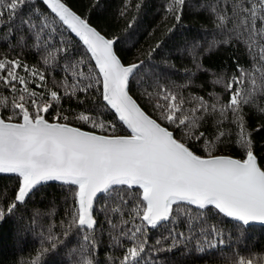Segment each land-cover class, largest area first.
Listing matches in <instances>:
<instances>
[{
    "label": "snow or ice",
    "instance_id": "1",
    "mask_svg": "<svg viewBox=\"0 0 264 264\" xmlns=\"http://www.w3.org/2000/svg\"><path fill=\"white\" fill-rule=\"evenodd\" d=\"M37 3L46 5V9L37 8ZM185 3L186 0H168L166 12L179 22ZM129 7L126 4L125 11ZM229 8L230 14L215 7L212 11L218 27L232 24L229 31L245 43L252 68L237 64L239 76L233 75L226 83L223 78L215 81L224 84L229 94L226 103L219 95L211 97V103L201 96L185 97L178 89L186 85L174 86L175 91L161 87L156 93L146 89L141 99L157 112L154 119L130 94V81L144 62L125 65L114 49L118 38H106L73 11L66 0H0V42L7 43L4 37L15 38L13 49H37L43 64L61 72L59 80L53 79V85L63 89L62 93L44 91L46 73L19 56L0 57V86L14 93L7 97L0 92V105L11 108L7 118L0 115V173L19 177L7 213H12L43 182L75 186L73 202L66 211L69 219L66 224L61 222L65 227L62 235L68 237L76 229L83 241L95 247L91 232L99 224L93 213L94 201L100 194L104 205L99 211L114 233L110 234L112 246L124 249L114 264H140L149 251H159L149 248L148 233L154 228L167 232L155 245L171 241L175 247L188 242L194 243L198 252L223 245L222 229L210 223L213 209L242 225L264 223V164L260 163L264 157L255 155L252 134L243 115L245 106L264 114V107L260 106L264 99V0H230ZM61 29L79 37L83 48L79 57ZM29 39L33 41L30 46ZM29 75L33 84L38 77L40 92L29 87ZM93 92L99 93V102L74 118L93 129L115 131V124L102 118L114 110L119 122L130 130L129 135L84 131L60 123L61 119H69L60 112L53 118L55 122L45 118L56 102L76 99L83 104L81 95L96 100ZM44 99L49 102L41 103ZM17 117L18 122H14ZM226 121L235 126V142L243 150L241 158L211 154L217 143L231 135L229 130H222ZM190 143H202L208 154L197 155ZM134 186H138L136 191ZM128 205L131 207L125 210ZM4 215L5 210L0 209V220ZM137 219L139 223L135 222ZM57 239L49 235L53 248ZM80 264L94 261L84 257ZM233 264H264V256H241Z\"/></svg>",
    "mask_w": 264,
    "mask_h": 264
},
{
    "label": "trees",
    "instance_id": "2",
    "mask_svg": "<svg viewBox=\"0 0 264 264\" xmlns=\"http://www.w3.org/2000/svg\"><path fill=\"white\" fill-rule=\"evenodd\" d=\"M66 2L110 39L118 38L115 48L124 63L144 62L130 81V88L141 106L155 118L157 112L141 99V94L146 89L156 93L161 87L175 91L177 88L174 86L186 85L178 89L185 97L201 96L211 103V97L219 95L226 103L229 94L223 83L217 84L215 81L223 78L226 83L233 75L239 76L237 64L245 69L252 68V60L245 43L243 40H237L229 31L232 24L229 22L224 27H218L216 13L212 11L215 7L218 11H228L230 14V0H186L179 22L166 12L168 0H66ZM126 4H130L127 11ZM137 4L140 5L139 8L136 7ZM35 6L42 11L46 9V5L40 3ZM24 12H29V8H24ZM121 12H124V15H121ZM133 18L134 22L129 27V22H132ZM61 31L65 38L72 41V51L79 57L83 51L81 44L78 43L79 37L66 29ZM225 40L229 43H221ZM4 41L7 43L0 42V57L19 56L25 63L34 65L46 73L47 89L44 91L53 89L59 93L63 92L58 85H53V79L59 80L61 72L51 65L43 64L40 59L41 53L37 49L31 47L13 49L15 38L9 40L8 37H4ZM32 43L33 41L29 39L28 45ZM17 71L25 75L22 69ZM28 79L30 88L37 92L42 90L38 77L35 84L30 75ZM0 92L7 97L14 95L2 86ZM91 95L95 96L96 100L89 95L80 96L83 104H79L76 99H62L44 114L45 118L53 120L60 112L69 117L67 121L61 119V122L109 135L130 133L126 126L119 122L114 110L106 112L102 118L115 124V131L93 129L90 124L86 125L75 119L76 114L91 109L99 102L98 92ZM49 99H44L41 103H47ZM155 99L154 96L153 101ZM260 106L264 107V99L260 100ZM10 114V105L7 109L0 105V115L7 118ZM243 115L248 131L252 134V149L258 158L264 157V114L245 106ZM18 119L17 117L16 121ZM222 130H229L231 135L217 143L211 154H232L241 157L243 150L235 142V126L226 121ZM210 133L211 129L209 139H212ZM177 136L179 138V134ZM189 146L197 154L203 156L208 154L202 143L195 145L190 143ZM260 163L264 164V160ZM18 185L17 174L0 173L2 194L0 209L5 210L4 218L0 220V264H33L37 257H39L37 264H80L84 257L91 258L94 264H114L122 256L124 249L112 246L110 234L114 233L104 222V214L99 211L104 205L103 197L99 196L94 206L96 211L93 214L99 224L91 232V235L95 236L93 247L83 241L82 234L76 229H72L68 237L62 235L65 227L61 222L66 224L69 219L66 211L73 202L75 186L58 181L45 182L37 186L26 200L18 203L15 210L9 214L6 208L12 202ZM137 189L138 186L133 187V191ZM130 207L131 205L126 206L125 210ZM191 207L195 210V206ZM210 215L212 217L210 223L217 224L222 229V238L225 240L223 245L206 249L204 252L195 251V244L188 242L175 247L171 246V241L155 245V241L167 236V232L164 228H154L148 233L149 248L160 250L149 251L142 257L140 264H233V260L241 256H264V225H242L238 221L216 214L214 209ZM113 219H116L115 215ZM135 222L140 221L137 219ZM180 227L183 230V225ZM50 234L58 237L55 248L49 240ZM169 248L171 250H165Z\"/></svg>",
    "mask_w": 264,
    "mask_h": 264
},
{
    "label": "water",
    "instance_id": "3",
    "mask_svg": "<svg viewBox=\"0 0 264 264\" xmlns=\"http://www.w3.org/2000/svg\"><path fill=\"white\" fill-rule=\"evenodd\" d=\"M68 4V3H67ZM68 6L73 10V11H75L78 15H80L82 18H84L81 14H79L76 10H74L69 4H68ZM85 19V18H84ZM88 21V20H87ZM88 23L92 26V27H95L98 31H100L94 24H92V23H90L89 21H88ZM101 32V31H100ZM101 34L102 35H104L106 38H109L107 35H105L103 32H101ZM110 39V38H109ZM114 49H115V52H116V54L118 55V53H117V51H116V48H115V45H114ZM118 57L121 59V57L118 55ZM122 60V59H121ZM122 62H123V60H122ZM124 63V62H123ZM138 63V62H137ZM125 65H129L128 63H124ZM130 64H132V63H130ZM130 94L132 95V93H131V91H130ZM133 96V95H132ZM133 98L134 99H136L134 96H133ZM137 100V99H136ZM137 103L141 106V104L138 102V100H137ZM142 107V106H141ZM142 109L147 113V114H149L143 107H142ZM152 118H154L155 119V117H153L151 114H149ZM48 120V119H47ZM14 122H18V121H14ZM49 122H55L54 120H49ZM60 123H67V122H61V121H59ZM70 125H72V126H74V127H78V128H81L82 130H84V131H94V130H90V129H86V128H82V127H80V126H77V125H74V124H71V123H69ZM130 131V130H129ZM94 132H96L97 134H101V135H109V134H104V133H101V132H97V131H94ZM130 133H128V134H120V135H116V136H126V135H129ZM197 154V153H196ZM197 155H200V154H197ZM216 155H225V156H231V157H235V158H241V157H238V156H235V155H232V154H216ZM256 155V154H255ZM201 156H203V155H201ZM43 183H45V182H43ZM42 183V184H43ZM39 186V185H38ZM100 196V194H98V197ZM97 197V198H98ZM97 200V199H96ZM96 200L94 201V206H95V202H96ZM251 224H260V225H264V223H261V222H251L249 225H251Z\"/></svg>",
    "mask_w": 264,
    "mask_h": 264
}]
</instances>
